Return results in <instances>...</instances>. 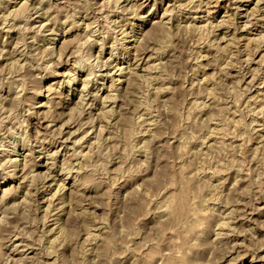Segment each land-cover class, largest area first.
<instances>
[{
	"label": "rangeland",
	"instance_id": "obj_1",
	"mask_svg": "<svg viewBox=\"0 0 264 264\" xmlns=\"http://www.w3.org/2000/svg\"><path fill=\"white\" fill-rule=\"evenodd\" d=\"M0 264H264V0H0Z\"/></svg>",
	"mask_w": 264,
	"mask_h": 264
},
{
	"label": "bare ground",
	"instance_id": "obj_2",
	"mask_svg": "<svg viewBox=\"0 0 264 264\" xmlns=\"http://www.w3.org/2000/svg\"><path fill=\"white\" fill-rule=\"evenodd\" d=\"M186 8V7H185ZM25 9V8H24ZM81 23V22H80ZM241 38V37H240ZM123 40V39H122ZM232 56V55H231ZM86 62V61H85ZM79 62H77V64H78ZM80 64V63H79ZM78 64V65H79ZM79 67V66H78ZM155 69V68H154ZM163 69V68H162ZM146 79V78H145ZM70 83V82H69ZM207 96V95H206ZM223 123V122H222ZM57 129V128H56ZM254 130V129H253ZM57 188V187H56ZM210 210V209H209ZM210 212V211H209ZM102 230V229H101ZM254 235V234H253ZM89 238V237H88ZM13 243V242H12ZM9 258V257H8ZM24 262V261H23Z\"/></svg>",
	"mask_w": 264,
	"mask_h": 264
},
{
	"label": "clouds",
	"instance_id": "obj_3",
	"mask_svg": "<svg viewBox=\"0 0 264 264\" xmlns=\"http://www.w3.org/2000/svg\"><path fill=\"white\" fill-rule=\"evenodd\" d=\"M69 75H72L71 73H69Z\"/></svg>",
	"mask_w": 264,
	"mask_h": 264
}]
</instances>
